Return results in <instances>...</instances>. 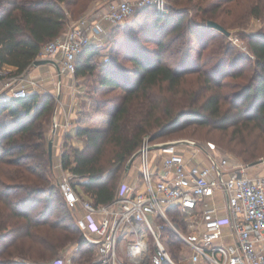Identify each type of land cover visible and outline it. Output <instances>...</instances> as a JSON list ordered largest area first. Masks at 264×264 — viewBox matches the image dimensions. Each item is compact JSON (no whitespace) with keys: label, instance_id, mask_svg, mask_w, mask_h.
Wrapping results in <instances>:
<instances>
[{"label":"trees","instance_id":"obj_1","mask_svg":"<svg viewBox=\"0 0 264 264\" xmlns=\"http://www.w3.org/2000/svg\"><path fill=\"white\" fill-rule=\"evenodd\" d=\"M91 1L0 0V71L5 65L15 68L0 74V79L29 69L41 47L64 31L73 6L83 9ZM254 13L263 15L264 7ZM166 26H171L169 31L177 33L182 44L184 37L196 34L186 16L156 14L154 31L141 40L154 47H143L127 36L108 62L94 43L76 60V77L93 76L92 92L119 90L116 95L93 99L92 109L108 117L106 128L82 126L85 118L81 112L75 133L83 137V146L66 144L60 156L62 169L73 176L74 188L94 205L114 199L126 173L125 164L145 135L153 140L184 121L222 131L232 128L234 150L249 164L264 156V33L248 37V55L223 60L230 71L225 75L245 81L232 83L212 78L202 66L171 67L164 59L176 37L165 40L168 31L162 32ZM195 37L199 39L197 34ZM203 45L201 42L202 49ZM120 55L131 68H121ZM54 106L53 96L33 92L24 98L0 100V264H12L17 256L47 264L71 247L80 254L94 252L51 170L47 134ZM177 244L171 234L167 240L170 252ZM89 261L84 256V262Z\"/></svg>","mask_w":264,"mask_h":264},{"label":"built area","instance_id":"obj_2","mask_svg":"<svg viewBox=\"0 0 264 264\" xmlns=\"http://www.w3.org/2000/svg\"><path fill=\"white\" fill-rule=\"evenodd\" d=\"M148 6L163 12V0H98L46 42L36 59H50L58 74L74 76L85 47L100 45L107 27ZM36 85L16 75L7 82L11 98L26 97ZM133 161L136 177L122 181L106 204L81 196L70 173L58 180L79 230L94 246V259L84 264H264V170L256 171L257 164L233 163L207 142L152 143L148 135ZM171 234L190 251L182 260L173 259L162 241ZM47 264L73 263L56 258Z\"/></svg>","mask_w":264,"mask_h":264},{"label":"rangeland","instance_id":"obj_3","mask_svg":"<svg viewBox=\"0 0 264 264\" xmlns=\"http://www.w3.org/2000/svg\"><path fill=\"white\" fill-rule=\"evenodd\" d=\"M97 1L98 0H92L87 5L85 4L83 6L84 10L77 5H74V12L72 15H70L66 26L68 23H71L72 21L77 19L80 14H82V12H85L87 9H90L92 6H94ZM261 7H264V0H163V12H158L157 8L154 6L146 8L142 11L136 10L123 23L107 27L106 33L102 38V45L100 44L99 47L100 54L103 58H112L115 53L114 51H117V48L120 47L119 45L120 42H122L121 40H124L127 36L136 39L143 47H154V44L146 43L145 41L141 40L145 35H147L148 32L154 31L152 29V24L154 22L156 14L180 13L186 16L187 21H190L192 23L193 30L199 36L200 40L196 37L195 39H193V37L196 35L194 34L192 38H189L188 36L184 37L186 42L185 44H182L181 41H179V36L177 35V33H171L169 31L171 29V26H166L162 32L163 34L164 32L168 31L166 32L167 35L165 36V40H174V37L178 39L175 38L176 42L172 46L168 47L164 60L169 65H171V67L176 69H181L189 65L202 66V68L207 70V72H209L211 77L214 79H220L223 82L242 83L245 81L239 77L231 78L230 75H225L230 71L229 68L224 64L223 60L229 56H231L232 58L233 56L240 57V55L244 56L249 54L247 47L248 37L258 33H264V13L261 16H256L254 13L255 11L257 12L261 10ZM207 20H214L221 24L229 31V35H225L214 28L212 29L207 27ZM162 24L163 22H160V25ZM160 34L161 32L158 33V36H160ZM201 42L205 43V45H203L205 46L204 49H202V47L200 46ZM121 50L123 54L126 48L123 47ZM225 53H227L226 56ZM118 61L121 64V68H124V70H128V68H131L132 66L130 62L122 59V55L119 56ZM241 66L242 65H239V67L235 66L233 69H231V72L236 71ZM97 71L98 69H95L93 73L96 78H98V76H96ZM68 76L69 75H67L66 77ZM91 76L92 75H90L89 78V74L86 73L83 77H76V75L74 74L77 96L75 98V100L77 101L75 107L79 108V110H82V112L84 113L83 116L86 122L89 123L88 125L90 127L102 126V122L103 120H106V116L100 114L99 111H94L92 109V104L94 102L93 99L95 98V100H100L116 95L119 90H114L111 92H105L104 90H101L96 95H94L95 93H92L90 88V84L92 82L91 78H93V76ZM69 77L70 80L73 78V76ZM55 90L57 97L54 98L55 106L53 114L55 110H60L62 108V104L59 102L60 99H58V90H60L58 85H56ZM66 106L68 107V105L66 104L63 105V107ZM248 107L249 106L247 105L246 109ZM80 113L81 112H79L78 114L80 115ZM88 114L90 115V118ZM51 129L52 126H50L47 134V147L48 141H52L51 137L53 136V131ZM233 134L234 133L232 131V128H229L227 131H222L211 126H201L195 123L187 124L186 121H184V123L180 124L178 127L168 132L166 135L157 137L150 141L152 143H159L177 139H189L201 143L207 142L213 145L218 152L228 156L231 162L249 164L245 162L243 158L239 156L234 150V143L231 142V137H233ZM65 145L66 144L56 147L58 148V150H60L61 147L63 151ZM67 146H69L68 143L66 147ZM263 158L264 156H258V159L260 160ZM127 163L125 164V168ZM253 164H257V167L255 169L256 171L264 170V161H258ZM60 166L61 164H58V155L52 152L51 170L53 172V177L56 183L63 174L69 173L66 169H62V167ZM134 170L136 171V162L132 161L129 170L124 173L122 181H124L128 177V175L133 174ZM42 205L43 203L39 204L35 208V210H39ZM57 215V212L53 214L54 217H56ZM173 217L181 224L179 217L175 215ZM162 241L167 246L165 236L162 237ZM189 253V249L186 246L182 245L181 242H178L177 245H174L172 252H170L172 258L178 261L182 260L184 256H188ZM118 255L122 260L124 259L119 251ZM84 256H88L91 261L95 257V252L91 250V253L89 252L87 254H84V252H82L80 254L78 253V251H76L75 247H71L70 249L63 251L58 259L66 260L68 258H72L73 264H84L86 263L84 262ZM12 264L45 263H38L21 256H17L14 257Z\"/></svg>","mask_w":264,"mask_h":264},{"label":"crops","instance_id":"obj_4","mask_svg":"<svg viewBox=\"0 0 264 264\" xmlns=\"http://www.w3.org/2000/svg\"><path fill=\"white\" fill-rule=\"evenodd\" d=\"M104 36V35H103ZM102 36V38H103ZM103 39H101L102 45ZM94 45H98V43H94ZM3 71L8 72L12 71L15 68L12 66L5 65ZM13 76V75H12ZM18 76H24L25 78L34 80L36 82V87L33 90V93H37L39 95L48 94L53 96V98L57 97L55 87L56 85L59 86L60 90H58V99H60V103L62 104V108L60 110H55L54 114L52 115V152L58 155V164L60 165V156L62 153V149L60 150L56 146L69 144L74 147L81 148L83 145V137L77 136L75 133V128L78 125V117L79 108H76L75 105L77 101L75 100L76 96V88H75V80L74 76L70 80V77H66L67 75H60L58 74L57 69L52 64H42L38 66L32 65L29 69H27L24 73ZM11 76L4 77L0 79V100H8L11 98L9 87L7 86V82L9 81ZM16 85V83H13ZM62 87V88H61ZM97 91L94 95H96ZM93 93V92H92ZM66 104L68 107H63ZM67 108V109H66ZM57 109V107H56ZM78 111V112H77ZM102 114V113H100ZM89 115V114H88ZM106 116L105 114H103ZM90 118V115H89ZM85 120V119H84ZM89 120V119H88ZM65 122H69V125L65 127ZM54 124L56 126H54ZM89 123L86 120L82 123L84 127H90ZM102 126H94V128H106L108 125V117L106 116V120H103ZM54 139V140H53ZM58 144V145H57ZM60 155V156H59ZM61 167V166H60ZM137 175V170H134L133 174L128 175L125 181H131Z\"/></svg>","mask_w":264,"mask_h":264},{"label":"water","instance_id":"obj_5","mask_svg":"<svg viewBox=\"0 0 264 264\" xmlns=\"http://www.w3.org/2000/svg\"><path fill=\"white\" fill-rule=\"evenodd\" d=\"M206 25L210 28H214V29L222 32L225 35H229V31L225 27H223L221 24H219L218 22H216L214 20H207ZM42 64H52L53 66H55L57 71L59 70L58 64L56 62L50 60V59H35L32 63V65H34V66H38V65H42ZM48 154H49V160L51 163L52 162V141L51 140L48 141ZM132 161H133V158H131L129 160V162L127 163L126 168H125L126 171L129 170Z\"/></svg>","mask_w":264,"mask_h":264}]
</instances>
